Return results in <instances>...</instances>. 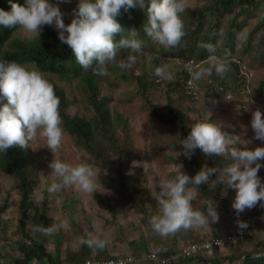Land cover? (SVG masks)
I'll list each match as a JSON object with an SVG mask.
<instances>
[{
  "label": "rangeland",
  "instance_id": "1",
  "mask_svg": "<svg viewBox=\"0 0 264 264\" xmlns=\"http://www.w3.org/2000/svg\"><path fill=\"white\" fill-rule=\"evenodd\" d=\"M48 2L59 6L64 14L65 25H69L74 18L72 15L73 9L77 8L79 0H71L70 3H59V0H48ZM203 2L204 0H188V6L194 7L201 5ZM16 4L27 6L26 0H16ZM257 14L264 15V9L258 10ZM135 19L136 14H131L130 30L135 29L137 31L134 27L137 22ZM253 26H255V20L249 23V29ZM51 28L58 34L54 25ZM47 31L48 25L42 26L39 35L29 34L22 29H18L11 36V40L19 39L36 42L45 39ZM245 32L246 30H244L243 35H245ZM128 35L129 33H127V37ZM136 37L137 35L132 38L137 39ZM8 48L9 44H6L1 50ZM127 53L119 54L115 62L107 65L110 75H95L94 79L99 83L101 95L108 98L111 111H116L128 119L132 150L135 153L142 152L140 158H136L134 154L129 159L130 170L126 182L130 192H139V194H135L133 204L142 201L149 208H157V211L160 212L155 199L156 194L161 191L159 181L173 178V175L178 172V166L184 174L188 175L182 164L180 144L176 142L175 126L163 124L155 119L149 102L153 103L163 113H167L168 109H171L175 112H183L196 122L210 121L217 123L221 125V128L230 130L232 136L250 141L249 149L251 150L256 147H264V141L254 138L255 133L251 127L252 112L259 109L264 113V89H261V84L264 82V60L252 62L247 56L236 54V60L241 59L239 65L246 77V82L239 85V76L232 68L223 76H217L213 70L210 76L205 75L200 81L191 78V81L195 84L196 95L192 101L184 102L178 99L176 94L169 97L166 92V81H168L166 79H160V87L154 90L151 89L147 97L140 94L139 86L134 79L124 81L122 76L130 73L132 68L121 69L119 61L121 58H126ZM135 55L136 63L132 67L136 69V75L143 74L145 68H149L150 71V69L155 70L156 67L166 64L172 76L170 82L176 81L178 74L183 70L189 71L191 69L194 72L200 68H208L213 63L211 60L200 61L197 58H191L196 56H193L182 47H179L174 54L170 53L167 47L154 43L150 37L143 42L141 51L135 53ZM215 57L217 58L216 62L222 61V58L218 55H215ZM191 59H194L195 63H190ZM155 62L156 64H154ZM24 66L29 70H35L30 65ZM44 76L47 80L54 82L65 90L71 101L67 108L70 115L77 114L86 118L93 116L83 89L85 87L84 77L69 81L48 74H44ZM212 76L215 78H212ZM221 83L226 85L224 93H222L223 85ZM60 127L63 129V139L61 148L56 153V158L73 166L80 163L89 164L87 153L77 146L76 139L64 130L62 124ZM97 136L99 135L97 134ZM237 147L243 148L239 144ZM28 149L40 165L39 177L41 178L34 195L33 207L29 212L28 228L34 237L45 245L49 253L60 255L64 259L68 251H78L82 243L80 227L87 234H91L92 237L103 240L105 243L110 239L113 242L120 241L122 234L119 233V230L123 235L129 237V234L133 231H135L133 237L140 239L144 236L145 232L141 233L139 231L146 226L149 220L142 221V216L135 211L127 212V208L113 192L99 188L98 184V192L113 197L116 217L101 209L92 194H85L74 187L61 188L54 194H50L48 191L49 186L54 180H58V178L49 176L52 171L49 168V163L54 159V154L47 148L46 140L41 138L39 134L36 140L29 144ZM260 163L264 165V160ZM90 166H92L97 179L99 173L96 167L92 164ZM258 176L261 182L264 183V167H261ZM213 193L219 201L215 205L219 214V222L210 223L205 238H210L216 234H228L238 229L236 212L232 208L236 190ZM44 199L48 202L46 207H49L47 227H51L54 223L57 226L51 235H44L36 230L37 225H43V222L38 219L43 212L41 210L37 213L34 206L41 208ZM201 203L202 200L196 191L192 201L193 209L200 210ZM260 204H264V201H260L254 208L246 209L240 213L239 219L244 222L247 220L250 224L246 234L247 239L235 250L227 249L223 252H216V257L222 264H242V258H239L241 254H258L257 256L254 255L256 257L263 255L259 254L264 250L262 248L264 246V219L259 214V210L262 208ZM18 210L19 195L14 188V179L0 171V264H16V261L23 259L16 238L12 236V231L15 230L18 221ZM61 223H67L68 228H60ZM134 223L139 226L135 227ZM195 229L196 227H193L188 230ZM112 234L115 235V238L112 237ZM58 250L62 253L59 254ZM144 254L147 253L141 252L134 255L142 256ZM32 264L46 263L35 261ZM260 264H263L262 260Z\"/></svg>",
  "mask_w": 264,
  "mask_h": 264
},
{
  "label": "clouds",
  "instance_id": "2",
  "mask_svg": "<svg viewBox=\"0 0 264 264\" xmlns=\"http://www.w3.org/2000/svg\"><path fill=\"white\" fill-rule=\"evenodd\" d=\"M70 2L71 0H59V3ZM26 5L12 3L11 12L0 10V26L18 27L26 33L39 35L42 26L54 25L59 40L71 49L77 63L85 71L92 68L94 75L108 76L110 73L107 65L115 62L120 49H126L128 53L126 58L119 61V67L128 69L136 63L135 53L141 51L143 44L132 38L137 34L135 29L128 31V37L116 41L115 37L124 31L116 19L121 9H142L147 15V23L143 25L145 34L154 43L174 48L180 45L185 36L181 14L186 11L188 0H79L77 8L73 9L74 18L69 25H65L64 14L57 4L49 3L48 0H26ZM202 46L211 54L209 60L213 63L208 68H200L194 72L190 69L192 79L200 81L205 75L210 76L213 70L217 76L226 74L229 71L227 65L223 61L216 62L215 47L211 44ZM190 63H195V60L191 59ZM154 74L160 79H172L166 64L156 67ZM4 100L7 103H3ZM0 104V153L6 154L15 145L28 148L39 134L54 154V159L49 163L52 170L49 176L58 180L51 183L49 193L54 194L61 188L68 187H74L85 194L96 192L97 179L92 166L87 163L73 166L56 158L63 139L60 99L55 94L54 85L43 73L29 70L15 61L0 60ZM251 127L255 133L254 138L264 141V113L259 109L252 112ZM238 144L243 148L237 147ZM249 144L248 140L222 131L221 125L217 123H194L190 134L181 141L184 149L182 154L190 159L195 150L200 149L206 156L228 157L231 163L215 168L205 165L194 177L184 174L178 166V172L173 178L160 180L161 191L155 196L160 212L149 221L153 230L162 236H168L181 229L206 228L210 227V223L219 222L216 206L213 207L211 201L206 212L193 209L192 201L202 184H208L210 189H215L218 184H226L228 188L236 190L232 204L237 216L238 229L235 231L242 233L249 229L247 220L244 222L239 219L240 213L264 201V183L258 176L261 167H264L260 163L264 160V147L251 150ZM214 174L217 178L210 179ZM260 207L259 214L264 219L261 215L264 204H260ZM56 227L55 223L51 227L37 225L36 230L44 235H51ZM59 227L67 229L68 225L61 223ZM89 237L84 241L89 248L94 251L103 250V240L91 237V234ZM238 246L228 250H235ZM151 251L158 252L157 249ZM145 255L134 256L143 258ZM243 260L244 257L242 264ZM142 264L152 263L144 261Z\"/></svg>",
  "mask_w": 264,
  "mask_h": 264
},
{
  "label": "trees",
  "instance_id": "3",
  "mask_svg": "<svg viewBox=\"0 0 264 264\" xmlns=\"http://www.w3.org/2000/svg\"><path fill=\"white\" fill-rule=\"evenodd\" d=\"M12 3H16V0H0V10L11 12ZM262 9H264V0H204L201 5L188 6L186 11L181 14L182 22L187 21L183 22L185 36L179 46L168 48V51L174 54L179 47H182L193 56H196L191 58L205 61L209 60L211 54L202 45L211 44L215 47L214 55L221 57L228 69L232 68L236 71L240 80L239 85H242L243 82H246V77L239 65L241 59L236 60V54L247 56L252 62L264 60V15L257 14V11ZM133 13L136 14L135 21H137L134 24L138 31L136 38H140L139 40L142 42L148 40L149 37L143 30V25L147 23V15L137 7L127 11L121 9L120 14L116 17L117 22L124 29L122 33L115 37L117 42L122 37H127L128 31L131 29L129 22ZM252 20H255V26L249 29V23ZM18 29L20 28L0 26V59L15 61L21 65H30L36 71L59 79L73 81L79 77H84L85 87L83 89L88 106L93 113L91 118L77 114L70 115L67 108L71 101L65 90L51 82L54 85L56 96L60 99L61 124L64 130L76 139L77 146L87 153L88 163L96 167L99 173L97 178L98 187L113 192L127 208V212L135 211L142 216V221H150L152 216L159 214L158 209H151L142 201L133 204L135 194H139V192H130L126 182L130 170L129 159L134 154L136 158H140L142 155L141 151L135 153L131 148L128 119L116 111H111L108 98L101 95L99 83L94 79L93 69L89 68L85 71L77 63L71 49L59 40V35L51 26H48L47 37L36 42L19 39L11 40V36ZM244 30H246L245 35H243ZM6 44H9V48L1 50ZM126 52H128L126 49L119 50V54ZM95 67L96 63L94 62L93 68ZM131 68L132 71L124 74L122 79L124 81L134 79L139 86L140 94L144 97L148 96L151 89L154 90L160 87V78L155 76L153 69L149 71V68H145L143 74L136 75V69ZM177 77L176 81H166L167 94L169 97L176 94L178 99L184 102L192 101L194 97L189 95L185 88L192 75L188 70H183ZM178 83L180 84L178 85ZM221 85H223L222 93H224L226 85L224 83H221ZM261 89H264V82L261 84ZM3 103H7V100H4ZM149 103L155 119L163 124L175 126V138L176 142L180 144L182 164L190 177H194L205 165L209 168H215L231 163L228 157L206 156L200 149H196L190 159L185 157L182 154L184 149L181 141L190 134L191 126L197 122L191 120L183 112L168 109L167 113H163L153 103ZM221 130L231 135L230 130L223 127ZM39 168V163L28 148L15 145L10 147L6 154L0 153V171L14 179V188L19 195V216L16 228L12 231V236L16 238L23 259L16 261V264H32L35 261L45 262L46 264H84L86 260L92 258L95 251L84 242L90 237L81 227L79 231L82 243L79 251H68L64 259L60 255L49 253L45 245L35 238L28 228L29 212L33 207L34 195L41 179ZM216 178L217 176L214 174L210 179L214 180ZM232 190L226 184H218L215 189H210L208 184L200 185L197 189L198 196L202 200L200 210L206 212L209 201L213 206L218 204L219 201L214 197L213 192ZM92 197L101 209L116 217L111 195H103L96 189V192L92 193ZM41 205V208L34 206V209L37 213L42 210L43 213L38 219L47 227L49 207H46L48 206L46 199L42 201ZM205 239L208 238L197 239L189 244L202 243ZM60 252L59 254L62 253ZM216 252L214 251L212 255L200 254L180 264H222L216 257ZM158 253L162 257L170 255V252L166 251L158 250ZM259 254L263 255L256 257L258 254L248 253L246 255L241 254L239 258L244 257L243 264H260L261 260L264 264V250Z\"/></svg>",
  "mask_w": 264,
  "mask_h": 264
},
{
  "label": "crops",
  "instance_id": "4",
  "mask_svg": "<svg viewBox=\"0 0 264 264\" xmlns=\"http://www.w3.org/2000/svg\"><path fill=\"white\" fill-rule=\"evenodd\" d=\"M136 224L137 223H134L135 227L139 226ZM207 229L208 227L206 228L196 227L195 230L197 231L181 229L180 231H178L177 233L173 235L162 236L153 230L151 224L148 221L146 226L141 228V231H139L141 233L145 232L144 236L140 237V239L138 237H133V234H135L134 233L135 231L129 234L130 235L129 237V236L123 235L121 230H119V233L122 234L121 235L122 237H120L121 240L113 242L110 239L107 243H105V247L103 248V250H98V249L95 250V253H93L92 257L99 258V259H108L110 257H123L127 254H133V253L134 254H138L141 252L148 253L149 251L153 249H157L163 252L164 251L173 252L189 244L192 241L206 237ZM112 237L115 238V235L112 234ZM249 245L251 246V243H249Z\"/></svg>",
  "mask_w": 264,
  "mask_h": 264
},
{
  "label": "built area",
  "instance_id": "5",
  "mask_svg": "<svg viewBox=\"0 0 264 264\" xmlns=\"http://www.w3.org/2000/svg\"><path fill=\"white\" fill-rule=\"evenodd\" d=\"M185 88L189 95L195 97V84L191 80L188 81ZM261 215L264 218V208L261 210ZM246 223L248 224V221ZM247 229L242 233L238 230L222 236L210 237L205 239L202 243H191L187 246L181 247L168 257H162L157 251H151L143 258H137L132 254L108 259L92 257L86 260L84 264H142L144 261H148L152 264H180L183 261L194 258L200 254L207 253L211 255L214 251H223L228 248H236L246 239Z\"/></svg>",
  "mask_w": 264,
  "mask_h": 264
}]
</instances>
